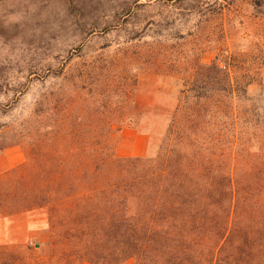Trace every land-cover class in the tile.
Listing matches in <instances>:
<instances>
[{"label":"trees","instance_id":"16d2710c","mask_svg":"<svg viewBox=\"0 0 264 264\" xmlns=\"http://www.w3.org/2000/svg\"><path fill=\"white\" fill-rule=\"evenodd\" d=\"M229 68L185 71L142 157L115 155L114 125L133 117L72 84L34 127L28 162L0 177L17 187L0 192V218L41 215L47 258L1 248L0 264H264V96Z\"/></svg>","mask_w":264,"mask_h":264},{"label":"rangeland","instance_id":"374dc122","mask_svg":"<svg viewBox=\"0 0 264 264\" xmlns=\"http://www.w3.org/2000/svg\"><path fill=\"white\" fill-rule=\"evenodd\" d=\"M211 61L264 96V0H0V177L28 162L34 127L50 122L72 84L133 117L136 125H114L118 158L138 157L140 136L146 156L183 75ZM8 178L0 192L16 190ZM46 236L0 249L41 263Z\"/></svg>","mask_w":264,"mask_h":264},{"label":"crops","instance_id":"0c3cea01","mask_svg":"<svg viewBox=\"0 0 264 264\" xmlns=\"http://www.w3.org/2000/svg\"><path fill=\"white\" fill-rule=\"evenodd\" d=\"M142 151L132 156L142 157L148 147V138L140 136ZM45 220L38 214H26L11 218H0V246L14 243L35 245L47 238ZM38 241V242H37Z\"/></svg>","mask_w":264,"mask_h":264}]
</instances>
